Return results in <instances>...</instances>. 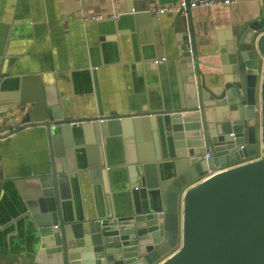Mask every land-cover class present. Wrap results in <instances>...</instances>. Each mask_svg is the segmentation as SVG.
Returning a JSON list of instances; mask_svg holds the SVG:
<instances>
[{
	"label": "water",
	"instance_id": "1",
	"mask_svg": "<svg viewBox=\"0 0 264 264\" xmlns=\"http://www.w3.org/2000/svg\"><path fill=\"white\" fill-rule=\"evenodd\" d=\"M129 1L138 16L155 3ZM263 30L264 8L222 49L220 71L202 74L189 15L176 43L188 68L180 101L159 112L68 116L38 77L9 89L0 76L4 136L39 127L48 144L36 175L15 181L39 241L32 264H264ZM132 134L145 147L111 163L116 138ZM85 173L106 207L69 221L64 204Z\"/></svg>",
	"mask_w": 264,
	"mask_h": 264
},
{
	"label": "crops",
	"instance_id": "2",
	"mask_svg": "<svg viewBox=\"0 0 264 264\" xmlns=\"http://www.w3.org/2000/svg\"><path fill=\"white\" fill-rule=\"evenodd\" d=\"M153 1L151 9L178 2ZM128 2L0 0V76L9 89L19 86L23 76L38 77L41 84L54 88L62 114L68 116L159 112L180 101L183 72L186 76L188 68L180 65L176 43L187 29L189 15L197 33L202 74H210L220 71L222 49L260 19L264 8V0H236L185 13L138 16ZM101 15L103 19L95 18ZM155 37L164 53L158 64L154 63L159 60ZM33 81L27 80L25 87ZM10 126L0 128V264H32L39 241L15 181L36 175L48 144L39 127L5 137ZM145 145L134 134L116 138L108 150L111 163L134 161ZM64 207L69 221L80 220L98 207L104 209L102 184H93L87 174L71 187Z\"/></svg>",
	"mask_w": 264,
	"mask_h": 264
},
{
	"label": "built area",
	"instance_id": "3",
	"mask_svg": "<svg viewBox=\"0 0 264 264\" xmlns=\"http://www.w3.org/2000/svg\"><path fill=\"white\" fill-rule=\"evenodd\" d=\"M236 0H178L176 5H171V6H165L161 8H153L150 9L151 13H178V12H183L185 13L188 9H197V8H205V7H210L214 5H220V6H226V5H231L235 2ZM112 17L116 18L117 15H113ZM96 19H103V16H97L95 17ZM159 62V61H158Z\"/></svg>",
	"mask_w": 264,
	"mask_h": 264
}]
</instances>
